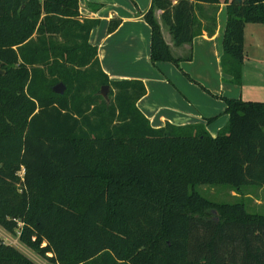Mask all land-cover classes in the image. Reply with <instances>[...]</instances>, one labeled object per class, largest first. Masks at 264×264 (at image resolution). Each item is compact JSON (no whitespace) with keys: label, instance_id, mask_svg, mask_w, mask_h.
I'll list each match as a JSON object with an SVG mask.
<instances>
[{"label":"trees","instance_id":"16d2710c","mask_svg":"<svg viewBox=\"0 0 264 264\" xmlns=\"http://www.w3.org/2000/svg\"><path fill=\"white\" fill-rule=\"evenodd\" d=\"M219 3V65L240 84L242 27L264 24V0H150L149 61L179 60L154 10L177 46L213 31ZM96 24L77 0H0V227L55 264H264V101L222 96L213 136L201 123L151 127L135 104L142 82L102 72ZM257 189L263 210L247 211ZM0 264L36 263L0 239Z\"/></svg>","mask_w":264,"mask_h":264},{"label":"crops","instance_id":"0c3cea01","mask_svg":"<svg viewBox=\"0 0 264 264\" xmlns=\"http://www.w3.org/2000/svg\"><path fill=\"white\" fill-rule=\"evenodd\" d=\"M77 1L82 17L97 20L88 34V42L96 47L102 72L109 79L142 82L144 94L135 104L151 127L201 123L213 136L227 121L222 96L264 101L263 23L243 24L240 84L235 85L228 82L229 76L222 73L219 65L225 21L223 3L217 6L211 33L202 31L190 42L177 46L160 21L159 10H154L170 54L179 59L174 65L149 61V27L141 15L150 0ZM111 19H117L118 23L108 32ZM231 195L236 196L234 192ZM243 197L251 207L261 204L259 189L246 191Z\"/></svg>","mask_w":264,"mask_h":264},{"label":"rangeland","instance_id":"374dc122","mask_svg":"<svg viewBox=\"0 0 264 264\" xmlns=\"http://www.w3.org/2000/svg\"><path fill=\"white\" fill-rule=\"evenodd\" d=\"M59 83V82H56ZM55 83V84H56ZM53 84V85H55ZM52 85V86H53ZM100 89V88H99ZM98 89V94L104 98V96L99 92ZM106 94V91H105ZM107 95V94H106ZM250 188V187H247ZM195 189L197 192H199L202 196L209 200L213 201H220V202H234L238 201V197L231 195L232 191H229L227 187L221 184H216V185H206V184H198L195 186ZM245 199V208L247 211H252V212H261L263 210V206L260 205H254L251 207L248 203V200ZM0 239L8 244H11L14 246L16 249H18L21 253H23L26 257H28L30 260H32L36 264H55L47 259L37 255L34 251L30 250L23 244H21L18 239H17V232L14 233H7L5 230H3L0 227ZM49 255V254H47Z\"/></svg>","mask_w":264,"mask_h":264},{"label":"water","instance_id":"95a60500","mask_svg":"<svg viewBox=\"0 0 264 264\" xmlns=\"http://www.w3.org/2000/svg\"><path fill=\"white\" fill-rule=\"evenodd\" d=\"M22 1H24V0H22ZM0 73H1V71H0ZM63 89H64V86L60 82L51 86V90L57 94H61L63 92ZM105 91L107 93V86L106 85L101 86V88L99 89V92H101V94L104 96V99L107 100V95L105 94Z\"/></svg>","mask_w":264,"mask_h":264}]
</instances>
